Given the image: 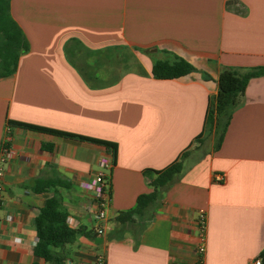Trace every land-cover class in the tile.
I'll return each mask as SVG.
<instances>
[{
  "label": "crops",
  "instance_id": "0c3cea01",
  "mask_svg": "<svg viewBox=\"0 0 264 264\" xmlns=\"http://www.w3.org/2000/svg\"><path fill=\"white\" fill-rule=\"evenodd\" d=\"M9 12L28 50L0 78V147L13 151L0 166V264H48L33 255L34 221L54 195L68 226L80 230L56 251L63 264H93L98 255L104 264H194L200 215L204 264H250L259 256L264 74L249 79L218 146L205 118L223 70L264 67V0H9ZM66 47L80 50L71 58L85 75ZM179 59L194 70L170 80L152 76L156 61ZM8 122L109 142L116 152ZM183 152L181 172L161 188L160 207L145 212L151 217L141 233L134 234L136 215L121 226L115 218L152 190L153 172ZM104 159L112 165L111 195L101 222L88 186ZM54 173L69 187L33 190L36 179ZM215 174L225 181L214 182Z\"/></svg>",
  "mask_w": 264,
  "mask_h": 264
},
{
  "label": "trees",
  "instance_id": "16d2710c",
  "mask_svg": "<svg viewBox=\"0 0 264 264\" xmlns=\"http://www.w3.org/2000/svg\"><path fill=\"white\" fill-rule=\"evenodd\" d=\"M77 45L79 42L72 40ZM70 42V43H71ZM80 44V43H79ZM79 49V48H75ZM28 50V43L24 38L21 29L13 20L9 12V0H0V78L12 75L18 66L20 56ZM73 51L69 47L65 48V53L68 55L70 62L74 65L82 75L84 74L83 66H77L73 60ZM88 52V51H87ZM94 52H92L93 54ZM83 54V53H82ZM103 54V58L109 57ZM194 70L193 66L183 59H179L173 63L168 61L158 60L152 65V76L159 80H170L184 77ZM264 74V67L253 68L244 74H238L235 71L226 69L223 70L217 81V95L213 102L208 105L205 127L206 130L213 131L216 138L217 146L220 144L225 128L228 124L231 110L240 103V97L243 95L249 79ZM224 121L221 124V119ZM21 126L26 129L49 132L57 135H62L69 138L85 139L83 137L74 136L64 132L54 131L37 126L8 122V126ZM200 136L196 141L200 140ZM97 144L105 146L112 155H115L116 147L114 144L94 139H85ZM43 148L50 149V146L44 145ZM186 156L183 152L178 159L167 165L165 168L153 172L155 178L150 182L152 190L147 194H142L137 197L134 207L131 210L120 212L115 218L116 221L123 226L125 223H134L133 216H138L140 222L134 227V234L139 235L146 227L151 214L145 212H153L162 204L161 188L166 186L173 180L182 170V160ZM146 173L151 170H144ZM63 187L68 188L69 183L60 178L56 173L48 179H36L33 184V190L40 193L49 188ZM36 243L33 247L34 257L48 264H63V256L56 251H62L66 245L75 241L76 233L79 229H73L68 226L64 217V211L60 205L57 196L47 198L43 206L39 209L34 221ZM261 264H264V249L258 256ZM32 264H39L33 262Z\"/></svg>",
  "mask_w": 264,
  "mask_h": 264
},
{
  "label": "built area",
  "instance_id": "2783aa9c",
  "mask_svg": "<svg viewBox=\"0 0 264 264\" xmlns=\"http://www.w3.org/2000/svg\"><path fill=\"white\" fill-rule=\"evenodd\" d=\"M13 156V151L6 146L0 147V166L5 164L9 159ZM111 163L107 160H102L100 162V170L97 172L96 177L93 181L92 186H88V188L92 187L95 193V201L98 206L96 212V219L103 222L105 220V208L109 203L111 189H110V170H111ZM106 172V173H105ZM2 175V170L0 168V177ZM213 181L216 183H223L225 178L222 174H215L213 177ZM2 185L0 184V204L2 200ZM197 226H198V240L199 244L197 246V259L194 264H204V253H205V237H206V220L204 215H200L197 219ZM103 232V227H99L96 230L97 235H101ZM93 264H104V259L102 256H96ZM250 264H261V260L259 257L253 259Z\"/></svg>",
  "mask_w": 264,
  "mask_h": 264
},
{
  "label": "rangeland",
  "instance_id": "374dc122",
  "mask_svg": "<svg viewBox=\"0 0 264 264\" xmlns=\"http://www.w3.org/2000/svg\"><path fill=\"white\" fill-rule=\"evenodd\" d=\"M224 121V117L221 119V124H220V126L222 125V122Z\"/></svg>",
  "mask_w": 264,
  "mask_h": 264
}]
</instances>
